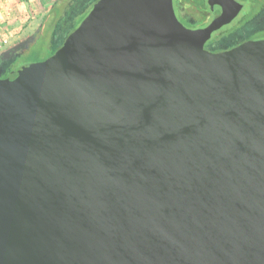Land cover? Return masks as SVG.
<instances>
[{
  "label": "water",
  "instance_id": "water-1",
  "mask_svg": "<svg viewBox=\"0 0 264 264\" xmlns=\"http://www.w3.org/2000/svg\"><path fill=\"white\" fill-rule=\"evenodd\" d=\"M206 2L96 0L0 77V264H264V40L207 52Z\"/></svg>",
  "mask_w": 264,
  "mask_h": 264
},
{
  "label": "flooded vegetation",
  "instance_id": "flooded-vegetation-1",
  "mask_svg": "<svg viewBox=\"0 0 264 264\" xmlns=\"http://www.w3.org/2000/svg\"><path fill=\"white\" fill-rule=\"evenodd\" d=\"M96 0H51L45 13L39 18L34 28L23 34L7 48L16 45L15 57L7 61L3 66L0 77H5L9 71L25 63H18L22 56L31 55L36 51L35 41L41 35L49 36L51 40L64 41L66 36L76 28L84 17L91 10ZM241 4V9L237 15L228 23L213 31L210 37L204 42L203 48L210 53L228 51L239 44L249 41L264 40V0H235ZM178 18L181 23L189 28L196 29L207 25L213 17L220 11L218 6L210 10L206 0H176ZM248 6L247 12L239 16ZM88 12L82 16L78 23L75 19L82 11ZM57 10V11H56ZM57 15H55V12ZM52 26L48 33L44 28ZM50 34V35H49ZM55 46L51 55L60 45ZM6 48V49H7ZM5 50V49H4ZM2 52V51H1Z\"/></svg>",
  "mask_w": 264,
  "mask_h": 264
},
{
  "label": "crops",
  "instance_id": "crops-1",
  "mask_svg": "<svg viewBox=\"0 0 264 264\" xmlns=\"http://www.w3.org/2000/svg\"><path fill=\"white\" fill-rule=\"evenodd\" d=\"M0 0V52L21 37L33 14L39 12L34 0ZM6 40V43H3Z\"/></svg>",
  "mask_w": 264,
  "mask_h": 264
},
{
  "label": "rangeland",
  "instance_id": "rangeland-1",
  "mask_svg": "<svg viewBox=\"0 0 264 264\" xmlns=\"http://www.w3.org/2000/svg\"><path fill=\"white\" fill-rule=\"evenodd\" d=\"M35 1L38 2L39 12L36 13V14H33L34 15L33 18H30L31 22H30V24L28 26L25 27L26 29L23 30L24 31L23 34L28 32L32 28H34V26L36 25V23L39 20V18L45 13V11L47 10L49 4L51 3V0H35ZM32 3H34V0L32 1ZM247 10H248V6L246 5V7H244V10L240 13L239 16L240 17L243 16L247 12ZM56 11L54 12L55 15H57ZM87 11L85 9L84 11H82V12H80L78 14L77 18L75 19V24L78 23V21L80 19L82 20V16L86 15L88 13ZM51 27L52 26H48L47 28H44L43 31L46 29L45 33H48V31H50ZM48 37L49 36L41 35L39 37V39L37 41H35V45H33V47H35L36 51L34 53H32L31 55L20 57L18 59V63L21 64V62L22 63H25V62H28V63L37 62V61H40V60H43V59L47 58L49 56V54L52 52V50L54 49V47L58 46L61 43V41H57V39L51 40Z\"/></svg>",
  "mask_w": 264,
  "mask_h": 264
},
{
  "label": "built area",
  "instance_id": "built-area-1",
  "mask_svg": "<svg viewBox=\"0 0 264 264\" xmlns=\"http://www.w3.org/2000/svg\"><path fill=\"white\" fill-rule=\"evenodd\" d=\"M3 43H6V40H3Z\"/></svg>",
  "mask_w": 264,
  "mask_h": 264
}]
</instances>
